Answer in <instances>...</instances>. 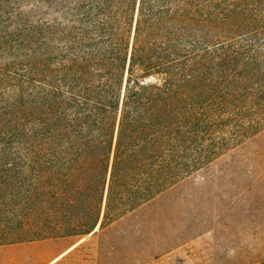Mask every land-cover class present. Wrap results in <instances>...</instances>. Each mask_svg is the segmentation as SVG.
<instances>
[{"label":"trees","instance_id":"16d2710c","mask_svg":"<svg viewBox=\"0 0 264 264\" xmlns=\"http://www.w3.org/2000/svg\"><path fill=\"white\" fill-rule=\"evenodd\" d=\"M84 3V85L42 89L33 142L0 168L18 188L0 247L89 236L264 130V66L247 80L214 50L216 0Z\"/></svg>","mask_w":264,"mask_h":264},{"label":"rangeland","instance_id":"374dc122","mask_svg":"<svg viewBox=\"0 0 264 264\" xmlns=\"http://www.w3.org/2000/svg\"><path fill=\"white\" fill-rule=\"evenodd\" d=\"M84 1L0 0V168L19 163L24 133L33 142L42 89L51 96L53 86L84 85L85 37L94 30ZM216 2L214 50L253 64L243 76L252 79L264 66V0ZM240 79L234 72L229 82ZM4 180L0 223L18 209L9 200L18 188ZM44 241L79 243L54 264L264 263V130L113 225Z\"/></svg>","mask_w":264,"mask_h":264},{"label":"crops","instance_id":"0c3cea01","mask_svg":"<svg viewBox=\"0 0 264 264\" xmlns=\"http://www.w3.org/2000/svg\"><path fill=\"white\" fill-rule=\"evenodd\" d=\"M78 245L74 241H41L1 246L0 264H54Z\"/></svg>","mask_w":264,"mask_h":264}]
</instances>
